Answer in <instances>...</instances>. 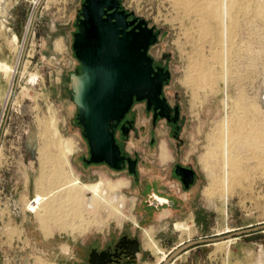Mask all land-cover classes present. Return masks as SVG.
Instances as JSON below:
<instances>
[{"label":"rangeland","instance_id":"1","mask_svg":"<svg viewBox=\"0 0 264 264\" xmlns=\"http://www.w3.org/2000/svg\"><path fill=\"white\" fill-rule=\"evenodd\" d=\"M175 1L119 0L156 33L148 54L169 72L162 93L179 114L174 129L164 118L153 125L143 103L133 106L132 130L125 138L115 135L122 152L136 159L135 173L86 162L88 145L69 81L80 71L72 36L84 0L0 3V264H87L91 247L103 248L122 235L141 243L136 264H163L176 251L167 264H254L264 253V230L237 234L264 225V18L258 15L264 0H235L233 32L224 45L216 40L218 49L211 38L201 40L199 18ZM213 53L226 54L225 81L218 76L214 93L195 90L191 62L196 54ZM221 62L210 64L221 72ZM223 120L230 130L241 122L228 142L238 168L248 172L237 183L212 182V176L223 177L220 150L206 160L214 149L209 138H218ZM162 141L165 161L158 157ZM174 163L196 173L192 194L173 173ZM59 168L80 196L64 230L42 221L37 197L40 176ZM97 182L104 199L89 198L96 191L88 185ZM107 184L118 187L109 190ZM153 193L176 200V193L185 195L181 214L163 216V204L147 217ZM108 199L117 200L113 208Z\"/></svg>","mask_w":264,"mask_h":264},{"label":"water","instance_id":"2","mask_svg":"<svg viewBox=\"0 0 264 264\" xmlns=\"http://www.w3.org/2000/svg\"><path fill=\"white\" fill-rule=\"evenodd\" d=\"M75 27L72 51L80 71L70 74L69 81L72 102L78 109L77 121L88 145L86 162L104 163L115 170L123 169L127 163L128 171L135 173L136 159L122 153L115 134L134 102L145 101L147 109L152 108L155 115L169 116L171 108L162 97L169 72L155 67L148 54L157 35L144 20L123 10L119 0H84ZM175 173L184 187L194 181L195 172L190 167L177 164ZM258 230H264V225L237 234ZM139 245L137 238L124 235L115 249L135 260ZM110 256L115 254L93 249L89 264H106Z\"/></svg>","mask_w":264,"mask_h":264},{"label":"bare ground","instance_id":"3","mask_svg":"<svg viewBox=\"0 0 264 264\" xmlns=\"http://www.w3.org/2000/svg\"><path fill=\"white\" fill-rule=\"evenodd\" d=\"M205 1L207 2V0H176L175 3L180 6H183L182 4H184L183 9L186 14L194 15L195 18H199L198 23H196V27L199 30L198 33L201 40L202 38H211V41L213 40L212 44H214L215 48H217L218 42L216 40L221 39L220 41L224 45V39L229 38L233 32L232 17L235 0H208L209 3H206V6ZM0 3H4V0H0ZM258 15L261 18H264V12L260 11ZM224 20H226V24L224 23ZM211 24L215 26L219 25L220 30L212 32L213 28L211 29ZM222 52L224 51L222 50L221 53ZM224 54L213 53L210 55V58H204L200 54H196L195 59L191 62L190 70L188 72L190 80L196 88L195 90H208L210 93H214L213 86L216 85L218 76H221L220 78L222 81H225V71L223 66L225 60ZM210 61L213 63L215 62L216 64L222 61L221 72L213 68V64L211 65ZM193 95H195V93H193ZM236 121L237 122H235L234 127L231 129L232 131L234 129H238V126L241 124L240 121ZM228 123L230 122L223 120V124H220L221 127L219 129L217 128L219 132L218 138H209L210 142L214 144V149H211L206 153V160L208 161L215 157L216 150H220V155L222 156L221 158L224 162L223 177L220 178L219 176H212L211 178L212 182H217V184L227 180L237 183L242 177H246V175H248V172H242L238 168L237 160H235V158L231 156V153H229L228 142H230L229 139L234 138V135H229L231 130L228 127L230 125ZM207 161H205V164H207ZM66 175L59 168L47 176L41 175L37 182L38 205L41 217L43 218L42 221L45 222L46 220L47 222L53 223L59 230H64L65 227L70 225L69 217L71 216V213L77 209L80 203V196L76 192L73 183ZM89 196L92 197V191L89 192ZM107 203L109 202L107 201ZM254 264H264L263 252H260Z\"/></svg>","mask_w":264,"mask_h":264},{"label":"flooded vegetation","instance_id":"4","mask_svg":"<svg viewBox=\"0 0 264 264\" xmlns=\"http://www.w3.org/2000/svg\"><path fill=\"white\" fill-rule=\"evenodd\" d=\"M129 19H132V17H130ZM154 66L157 67L155 64H154ZM164 70H165V69H164ZM165 84H166V82L164 83V85H165ZM164 85H163V86H164ZM162 97H164V96H163V93H162ZM164 98H165V97H164ZM166 102H167V100H166ZM137 103H143V104H144V110H145V112H146L147 114H150L151 123H152L153 125H155L156 122H157L159 119L164 118L169 124H171V125L174 127V129H179V125H178L179 114H178L177 116L175 115V108H176L175 106H171V105L167 102V104L170 106L171 109H170V111H169V116H168V118H165V117H161V116H159V115H155V112H154V110H153L152 108L147 109V104H146L145 101L134 102L133 105H132V107H131V109H132L133 106H134L135 104H137ZM131 109L127 112V114L125 115V117L121 120V122L118 124V126H117V128H116V132H120V134L122 135L123 138H125V137L127 136V134L124 135L123 132L128 133L129 131L132 130V127H133V121H134V119L130 118V116H129V113H130ZM121 125H123L122 128H121ZM119 146H120V145H119ZM121 151H122V149H121ZM122 153H123V152H122ZM124 154H125L126 156H129V155H127L126 153H124ZM158 157H159V159H160L161 161H165V160L167 159V157H168V150H167V146H166V144H165L164 141L160 142L159 145H158ZM177 164H179V163H174V166H173V173L178 177V179H180L179 175H177V174L175 173V168H176V165H177ZM180 165H183V166H186V167H190V166H188V165H184V164H181V163H180ZM125 167H127V163H125L124 168H125ZM195 176H196V173H194V180H195ZM180 182H181V181H180ZM192 183H193V182H192ZM192 183H191V184H192ZM191 184H189V186H190ZM112 185H113V184H107V189H109V190H114L115 188L118 187V185H113L114 187H113ZM182 185H183V184H182ZM88 186H89L91 189L93 188V189L96 191V194L98 195V197L100 196L101 198L104 199V197H102L104 191H103V185H102L101 182H97V183L89 184ZM110 187L113 188V189H111ZM96 194H94V193L92 192V197H95ZM100 194H101V195H100ZM152 197H153V196H152ZM89 198H91V197L89 196ZM156 199H157L158 201H163V200L160 199V198H156ZM108 202H109V203L107 204V206L113 208L114 205H115V203L117 202V200H116V199H108ZM111 202L113 203V205H112ZM90 208H93V207L90 206ZM116 211H118V209H117ZM122 236H124V235H122ZM122 236H120L117 240H115L114 242H112V243L109 244V245H106V246L103 247V248H95V247H91L90 250H89V252H88V254H87V256H86V263L89 264V254H90V252H91L93 249H95V250H97L98 252L109 251L110 254H115V256H110V258L107 259L106 264H136L137 259H135V260H131V259H129V256H128V255L121 254V253H120V249H115V244L118 242V240H119Z\"/></svg>","mask_w":264,"mask_h":264},{"label":"crops","instance_id":"5","mask_svg":"<svg viewBox=\"0 0 264 264\" xmlns=\"http://www.w3.org/2000/svg\"><path fill=\"white\" fill-rule=\"evenodd\" d=\"M180 180V179H179ZM195 181H196V179L193 181V183L190 185V186H188V187H184L183 185H182V187L184 188V191L186 192V195H190V194H192L191 192V188H192V186L195 184ZM177 195V197L179 198L178 200H176L175 198H173V197H170L169 195H167V194H164V193H153L152 194V196H150L151 197V199L153 200H151V201H149V202H151V204H150V206L151 207H145L146 208V214H147V217H150L151 215H153V213H154V211H151V210H154L153 208L154 207H157V206H159V205H163V204H166V207H161L160 208V213H162V215L164 216L165 214H169L170 212H173V213H175L176 215H178V214H181V212H182V210L184 209L183 207H184V196H183V194L182 193H176ZM156 198H160V199H162L163 201H161V202H157L156 201ZM162 216V217H163ZM177 227H180V225H177ZM129 238H136V237H129ZM139 243H140V241H139ZM140 245H141V243H140Z\"/></svg>","mask_w":264,"mask_h":264}]
</instances>
